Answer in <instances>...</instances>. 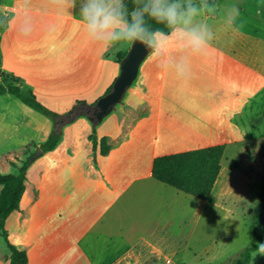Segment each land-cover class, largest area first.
Listing matches in <instances>:
<instances>
[{
  "label": "rangeland",
  "instance_id": "374dc122",
  "mask_svg": "<svg viewBox=\"0 0 264 264\" xmlns=\"http://www.w3.org/2000/svg\"><path fill=\"white\" fill-rule=\"evenodd\" d=\"M192 2L202 7L196 21L206 24L214 38L206 54L171 53L170 62L186 56L192 63L188 76L178 69L172 72L174 84L170 89L177 97L193 98V114H201L208 123L212 120L213 126H218L215 128L218 134L212 137L214 143L226 144L223 167L210 201L200 204L194 195L190 196L193 203L187 210L189 224L184 231L189 235L187 239L178 241V247L140 249V255L137 253L123 264H239L242 252L253 238L250 226L262 206L264 0ZM81 3L82 0H75V6L68 8L62 0H0V21L4 16L15 17L11 24L14 25L23 14V6L35 8L36 21L31 32L40 35L38 47L44 50L48 70L54 72L55 81L71 80L72 75L74 78L87 70L92 62L99 67L96 85L100 87L108 79L114 83L121 72V61L115 58L114 50L127 46V42L107 49L94 45L82 28ZM203 4L213 10L203 8ZM233 6L239 7L240 12L230 23ZM172 49L186 50L174 40L166 50ZM110 52L113 54L108 56ZM163 59L150 54L123 102L99 122L82 115L73 122L55 125V119L25 104L14 94L0 95V171L18 173L19 167L33 155L27 171L25 201H33L35 193L37 198L33 205L27 206L20 222L12 218L16 212L6 222L13 243L20 246V241H26L30 245L28 264L61 261L68 242L73 244L71 250H80L75 240L89 223L85 225V221L78 218V214L82 215L78 204L85 199L83 194L91 196L99 189L94 180L97 151L91 135L98 138L97 134L102 137L103 134L127 132L123 103L138 89L144 67L159 65ZM20 84L23 91L30 89L27 84ZM97 90L95 88L82 100L94 103L106 94L105 89ZM41 102L60 113L77 103L50 98L48 103ZM55 127L61 128L60 141L54 149L41 148L40 152L35 141L45 142ZM167 153L172 151H157L156 154ZM166 187L174 189L170 185ZM65 203L69 204L73 215L63 235L61 214ZM165 214V219L171 216V208ZM173 229L177 233L181 225L176 224ZM259 232L264 234V225L259 227ZM10 254L0 234V264H11ZM248 264H264V253L259 249L255 251Z\"/></svg>",
  "mask_w": 264,
  "mask_h": 264
},
{
  "label": "crops",
  "instance_id": "0c3cea01",
  "mask_svg": "<svg viewBox=\"0 0 264 264\" xmlns=\"http://www.w3.org/2000/svg\"><path fill=\"white\" fill-rule=\"evenodd\" d=\"M22 10L21 18L14 25L11 24L15 17H7L6 25L0 30L1 71L21 77L22 82L45 103L49 98L77 102L86 99V95L93 93L95 88L97 91L108 90L113 84L108 78L100 87L94 83L99 67L92 62L87 70H82L74 78L72 75L71 80L55 81L54 72L48 70L46 54L38 47L40 35L22 32L25 27L31 29L35 24L36 9L23 6ZM131 43L114 50L115 58L125 53ZM172 52L185 54L189 51L172 49L161 53L159 56L165 58L162 63L167 66L144 67L138 89L123 103L127 132L102 135L109 138L111 149L106 155L99 149L96 153L93 171L99 189L91 196L83 194L85 199L78 204L82 214V217L78 214V218L85 221V225L89 223V227L82 229L75 240L80 250L74 252L71 250L73 244L68 242L61 261L52 264H123L137 253L140 255V249L178 247V241L189 237L184 231L189 224L187 210L193 203L192 195L173 186L174 189H169L166 187L169 184L155 178L153 162L162 155L156 154L157 151L175 153L218 144L213 138L218 134L215 131L218 126H213L212 120L208 123L201 114H193V98L177 97L170 89L174 84L172 72L177 70L176 61L168 59ZM209 131H212L211 135ZM35 142L36 148L44 143L43 140ZM26 191L21 208L14 211L16 214L12 217L17 222L22 220L27 206L33 205L37 198L35 193L33 201L26 202ZM197 199L200 204L210 201ZM91 201L92 207L87 208ZM169 208L171 216L165 219ZM70 211L69 204H63V235L73 215ZM176 224L181 225L177 233L173 229ZM20 244V249H30L26 241H20Z\"/></svg>",
  "mask_w": 264,
  "mask_h": 264
},
{
  "label": "trees",
  "instance_id": "16d2710c",
  "mask_svg": "<svg viewBox=\"0 0 264 264\" xmlns=\"http://www.w3.org/2000/svg\"><path fill=\"white\" fill-rule=\"evenodd\" d=\"M145 0H126L129 11L142 5ZM7 16L0 21V30L4 28L7 22ZM149 23L153 28H163L154 21ZM168 31V29H164ZM126 53H120L118 59L125 56ZM0 94L11 93L21 99L25 104L32 108L51 116L53 119H64L66 123L75 121L79 116L93 115L97 110V101L88 103L79 100L70 110L65 113L57 112L44 105L37 95L29 89L23 91L21 87L22 78L0 69ZM113 88V84L108 88L106 94ZM62 137L61 128L55 127L48 139L40 146L44 150L54 149ZM93 139V148L100 150L101 154L106 155L111 144L109 138L103 136L101 139L91 135ZM226 150L225 143H218L202 148L186 150L182 152L167 153L157 156L153 162V175L158 180L167 183L187 194L194 195L201 200H210L216 182L220 176L223 167V157ZM33 155H31L22 166L18 173H3L0 171V234L3 236L10 248L11 264H28L29 255L24 249H20L12 242L10 232L6 227L7 219L11 214L21 208V201L26 191L27 171L30 166ZM264 225V196L262 206L256 212L254 221L250 226L253 234L251 244L245 248L239 259V264H248L251 262L253 254L259 249V245L264 241V234L259 232V227Z\"/></svg>",
  "mask_w": 264,
  "mask_h": 264
},
{
  "label": "clouds",
  "instance_id": "9594fccd",
  "mask_svg": "<svg viewBox=\"0 0 264 264\" xmlns=\"http://www.w3.org/2000/svg\"><path fill=\"white\" fill-rule=\"evenodd\" d=\"M62 2L68 8L75 6V0ZM203 8L213 10L207 4H203ZM79 12L87 38L102 49L136 41L143 44L153 56H158L174 40L182 49L199 56L207 53L214 38L206 24L196 21L202 7L192 0H145L131 11L124 0H82ZM239 12V7H232L230 23ZM149 20L163 25V28H153ZM30 31L29 27L22 29L25 35ZM158 66L167 65L161 63ZM175 67L182 75L188 76L191 63L188 57L181 56ZM259 251L264 253V243L259 245Z\"/></svg>",
  "mask_w": 264,
  "mask_h": 264
},
{
  "label": "water",
  "instance_id": "95a60500",
  "mask_svg": "<svg viewBox=\"0 0 264 264\" xmlns=\"http://www.w3.org/2000/svg\"><path fill=\"white\" fill-rule=\"evenodd\" d=\"M150 51L141 43L132 41L130 48L121 59V72L113 83L112 90L97 101V110L89 117L95 121H102L110 114L118 103L123 102L128 88L137 78L142 63L150 55ZM64 125V119L55 120V125ZM42 152L41 147L38 148Z\"/></svg>",
  "mask_w": 264,
  "mask_h": 264
},
{
  "label": "bare ground",
  "instance_id": "6f19581e",
  "mask_svg": "<svg viewBox=\"0 0 264 264\" xmlns=\"http://www.w3.org/2000/svg\"><path fill=\"white\" fill-rule=\"evenodd\" d=\"M162 185V184H161ZM161 187V186H160ZM164 187V186H163ZM158 189H160V188H158ZM163 189V188H162ZM127 238V237H126Z\"/></svg>",
  "mask_w": 264,
  "mask_h": 264
}]
</instances>
